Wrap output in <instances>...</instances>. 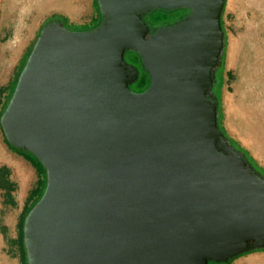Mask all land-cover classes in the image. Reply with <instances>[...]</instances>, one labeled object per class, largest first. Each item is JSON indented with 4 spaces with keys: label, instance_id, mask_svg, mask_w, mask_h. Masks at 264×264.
<instances>
[{
    "label": "water",
    "instance_id": "obj_1",
    "mask_svg": "<svg viewBox=\"0 0 264 264\" xmlns=\"http://www.w3.org/2000/svg\"><path fill=\"white\" fill-rule=\"evenodd\" d=\"M227 0H98L102 24L45 25L1 117L47 170L28 264H209L264 250V176L219 128ZM190 14L152 32V11ZM135 51L150 87L131 89Z\"/></svg>",
    "mask_w": 264,
    "mask_h": 264
},
{
    "label": "rangeland",
    "instance_id": "obj_2",
    "mask_svg": "<svg viewBox=\"0 0 264 264\" xmlns=\"http://www.w3.org/2000/svg\"><path fill=\"white\" fill-rule=\"evenodd\" d=\"M8 1L0 0V97L4 98V101H9L12 93L15 91L16 82L18 77H20L19 74L22 68L25 67L28 54L36 38L40 36L41 27L45 22L55 18H65L67 19L65 27L74 31H86L87 29H80L83 26L95 29L103 22L99 16L98 0H58L57 4L49 10L38 9V6L32 8L19 7L20 5L17 2L9 4ZM230 2L231 0H227L222 15V26L226 35V44L222 62L223 67L220 66L217 69V82L214 86V93L220 98V123L227 136L238 147L245 150L255 164L264 171V156L262 154L255 155L247 146L251 138L246 132L242 121L235 120L228 122L226 119V108L223 105L224 96H232L234 94L235 85L239 81V70H243L244 74L248 75L247 79L252 82L250 85V90L253 92L252 95L255 96L256 101L260 102L261 106H264V81L262 80L264 78V12L259 8L260 3L255 0H234V2ZM262 2L264 4V1ZM189 14L186 10H158L146 15L145 20L150 29L154 30L156 28L171 26ZM17 31L20 32L22 46L13 64L4 73V69L9 61L6 55H10L7 43L14 39ZM230 50L236 55L234 57L235 62L232 63L231 60V65L229 62ZM135 56L133 53L128 52L125 55V59L128 64L139 67V61L135 59ZM237 58L239 59V68L237 66ZM15 66L16 68H14ZM257 72L262 76L258 77ZM11 75H14L12 91L8 97H4L2 93L8 85V79ZM228 101H232V99L229 98ZM4 108L0 111L1 154H3L2 147L6 148L7 145L1 125ZM241 111H245L244 106L241 107ZM5 159L6 156L1 157L0 162ZM21 172L23 177L28 179V181L31 178H37L36 174L29 172L28 169H22ZM31 206H34V203ZM15 209H10L7 198L0 195V264H21V248L19 247L18 240L19 217L12 215L15 213ZM9 216L14 217L8 220ZM8 221H10L11 226H7L6 223ZM246 258H254L264 264V251L252 252L241 256L234 260L232 264Z\"/></svg>",
    "mask_w": 264,
    "mask_h": 264
},
{
    "label": "crops",
    "instance_id": "obj_3",
    "mask_svg": "<svg viewBox=\"0 0 264 264\" xmlns=\"http://www.w3.org/2000/svg\"><path fill=\"white\" fill-rule=\"evenodd\" d=\"M18 35L19 37L17 41L21 43L20 32ZM14 68H16V66ZM13 82L14 75H11L8 79L7 87L4 88L2 96L8 97L11 94ZM229 98L234 99V101H228ZM7 103L8 101H4V98L0 97V111ZM223 105L226 108V119L228 122L238 120L237 118L240 117L249 121L250 130L246 132L251 139L249 140L248 145H246L255 155L262 154V156H264V150L258 148L256 145L257 141L262 140H260L259 136H262L264 139V106H261L260 102L256 101L255 96L252 94L249 95L248 101L240 102L238 101V98H236L235 92L232 96H224ZM242 106H244L245 111H241ZM2 149V151L5 152L4 155L6 156V159L0 162V195L7 198L8 207L10 209L16 208L15 213L12 215L18 216L20 220L24 208L32 205L38 197V193L41 190L40 180H44L43 171L41 169L38 171L30 162L11 151L7 145L6 148L2 147ZM22 169H28L29 172L36 174L37 178H31L30 181H28V179H25L21 174ZM14 216H9L8 220L12 219ZM6 224L7 226H11L10 221ZM235 264L263 263L258 262V260L254 258H246L245 260H238Z\"/></svg>",
    "mask_w": 264,
    "mask_h": 264
},
{
    "label": "trees",
    "instance_id": "obj_4",
    "mask_svg": "<svg viewBox=\"0 0 264 264\" xmlns=\"http://www.w3.org/2000/svg\"><path fill=\"white\" fill-rule=\"evenodd\" d=\"M98 7H99V5H98ZM160 10H163V11H168V10H165V9H160ZM179 10H186V9H179ZM98 11H99V16H100V18L102 19V21H103V17H102V14H101V12H100V9H98ZM155 11H158V10H155ZM155 11H152V12H155ZM176 11V10H175ZM186 11H188V10H186ZM151 12V13H152ZM189 12V11H188ZM150 13V14H151ZM190 13V12H189ZM186 17H184V18H182V20L183 19H185ZM146 16L144 17V21L146 22ZM57 20H62V22H63V24L65 25V24H67V19H65V18H61V19H58V18H55V19H53V20H50V21H47V22H45L43 25H42V27H41V30H42V28L45 26V25H47V24H49V23H51V22H53V21H57ZM148 24V23H147ZM222 25H223V23H222ZM90 27H86V26H83V27H80V29H87L86 31H92V30H94V29H89ZM97 28V27H96ZM95 28V29H96ZM158 29H160V28H156V29H154V30H152V32H155L156 30H158ZM38 38H39V36L36 38V41H35V43H34V45H33V47H32V49H31V51H30V53L28 54L29 56H30V54L32 53V51H33V48H34V46H35V44H36V42H37V40H38ZM128 52H131V53H133L134 55H136L135 56V59L137 60V61H139V64H140V66L138 67L139 68V70H140V78H139V80L135 83V84H133V85H135L134 86V88H136V89H138V90H143V92L144 91H146L149 87H150V85H151V75L146 71V69H145V67H144V65H143V63H142V59H141V57L139 56V54L138 53H136L135 51H127L126 52V54L128 53ZM125 54V55H126ZM29 56H28V58H29ZM126 60V59H125ZM28 61V60H27ZM26 66V65H25ZM222 67H223V64L221 65ZM23 69L24 68H22V70H21V72L23 71ZM21 72H20V74H21ZM20 74H19V76H20ZM228 77H229V74H228ZM18 79H19V77H18ZM16 83H18V80H17V82ZM133 85L131 86V89H133ZM13 94H14V92L12 93V95H11V97H10V99H9V101H8V103L6 104V106H5V108H4V111H3V113H2V115L4 114V112L6 111V108L8 107V105H9V102H10V100H11V98H12V96H13ZM218 97V100L220 101V98H219V96H217ZM220 120H221V114H220V106H219V128H220V130L227 136V134L225 133V131H224V129L221 127V123H220ZM228 137V136H227ZM228 139H229V141H230V143L235 147V149H237V150H239V151H242L247 157H248V159H249V161L253 164V166L264 176V171L261 169V168H259L256 164H255V162L249 157V154L245 151V150H243V149H241L240 147H238L237 146V144L235 143V142H233L229 137H228ZM5 141H6V144H7V146L9 147V149L11 150V151H13L14 153H16V154H18L19 156H21V157H23L25 160H27L28 162H30L38 171L41 169L42 171H43V175H44V180H40V183H41V190H40V192L38 193V197H37V199H36V201L34 202V206H26L25 208H24V210H23V212H22V215H21V217H20V220H19V223H18V227H19V229H18V240H19V247L21 248V264H28V260H27V253H26V249H25V245H24V223H25V220H26V217L29 215V213L31 212V210L35 207V205L41 200V198L43 197V195H44V193H45V190H46V187H47V183H48V180H47V170H46V168L44 167V165L40 162V160L38 159V158H36V156L34 155V154H32V153H30V152H28V151H24V150H20V149H17V148H14L12 145H10L9 143H8V141H7V139L5 138ZM261 251H264V250H261ZM253 252H257V251H253ZM249 253H252V252H249ZM249 253H244V254H242V255H239L238 257H236V258H234V259H232V260H230V261H228V262H226V263H216V262H210L209 264H232L233 262H234V260H236L237 258H239V257H241V256H244V255H247V254H249Z\"/></svg>",
    "mask_w": 264,
    "mask_h": 264
},
{
    "label": "bare ground",
    "instance_id": "obj_5",
    "mask_svg": "<svg viewBox=\"0 0 264 264\" xmlns=\"http://www.w3.org/2000/svg\"><path fill=\"white\" fill-rule=\"evenodd\" d=\"M58 0H9V4H14V3H18L20 6L19 7H25V8H32L34 6H38V9H50L52 6H55L57 4ZM257 2L260 3V9H262L261 11L264 12V4L262 1L264 0H255ZM231 2H234V0H231ZM230 2V3H231ZM19 31L16 32V35L14 37L13 40H11L10 42H8V47L10 49V55H6L8 61V64L6 65L5 69H4V73L7 72V70L10 68V66L13 64L14 59L16 58V56L19 54L20 49H21V43L17 41L19 35H18ZM238 56V55H237ZM234 57H236V55L233 53L232 50H230V54H229V62L231 65V60L232 63L235 62ZM233 58V59H232ZM238 58L236 59L237 61V66L239 68L238 65ZM229 65V66H230ZM242 69V68H241ZM239 81L237 82V84L235 85V94H236V98H238V101L243 102V101H248L249 100V95H251L253 92L250 90V85H251V81H249L247 79L248 75H245L243 70H239ZM256 74V73H255ZM257 76L261 77V74H258L257 72ZM264 81V78L262 79ZM259 94V93H257ZM232 101H234V99H232ZM240 122L242 121L243 126L245 127L246 131L250 130V125H249V121L247 119H244L242 117L237 118ZM259 135V134H258ZM260 140L262 141H257L256 145L258 146V148L264 150V139L262 136H259ZM1 154V153H0ZM5 152H3V154L0 155L1 157H4Z\"/></svg>",
    "mask_w": 264,
    "mask_h": 264
},
{
    "label": "flooded vegetation",
    "instance_id": "obj_6",
    "mask_svg": "<svg viewBox=\"0 0 264 264\" xmlns=\"http://www.w3.org/2000/svg\"><path fill=\"white\" fill-rule=\"evenodd\" d=\"M53 22H56V21H53ZM134 92H136V93H141V92H143V90H138V89H136V88H134L133 87V89H132ZM219 106H220V101H219Z\"/></svg>",
    "mask_w": 264,
    "mask_h": 264
}]
</instances>
